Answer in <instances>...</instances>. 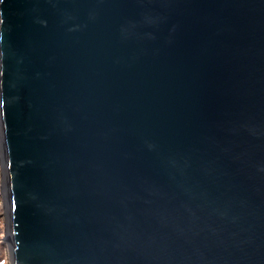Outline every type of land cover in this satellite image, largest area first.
<instances>
[{"label":"water","instance_id":"1","mask_svg":"<svg viewBox=\"0 0 264 264\" xmlns=\"http://www.w3.org/2000/svg\"><path fill=\"white\" fill-rule=\"evenodd\" d=\"M9 264H264V0H0Z\"/></svg>","mask_w":264,"mask_h":264},{"label":"rangeland","instance_id":"2","mask_svg":"<svg viewBox=\"0 0 264 264\" xmlns=\"http://www.w3.org/2000/svg\"><path fill=\"white\" fill-rule=\"evenodd\" d=\"M6 213V205L4 201V191L0 176V264H9L8 261V234L7 221L4 219Z\"/></svg>","mask_w":264,"mask_h":264},{"label":"bare ground","instance_id":"3","mask_svg":"<svg viewBox=\"0 0 264 264\" xmlns=\"http://www.w3.org/2000/svg\"><path fill=\"white\" fill-rule=\"evenodd\" d=\"M5 199V198H4ZM5 201V200H4ZM5 215H7L6 213H5ZM8 253H9V256H10V251H9V246H8Z\"/></svg>","mask_w":264,"mask_h":264}]
</instances>
